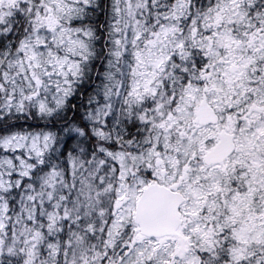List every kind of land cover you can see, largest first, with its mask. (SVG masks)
Here are the masks:
<instances>
[{
	"label": "snow or ice",
	"instance_id": "6c2138e0",
	"mask_svg": "<svg viewBox=\"0 0 264 264\" xmlns=\"http://www.w3.org/2000/svg\"><path fill=\"white\" fill-rule=\"evenodd\" d=\"M0 264H264V0H0Z\"/></svg>",
	"mask_w": 264,
	"mask_h": 264
}]
</instances>
